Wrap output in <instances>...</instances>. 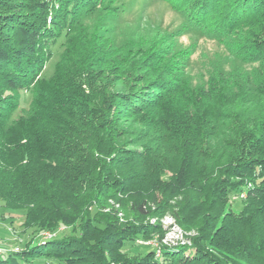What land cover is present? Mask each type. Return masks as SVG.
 Listing matches in <instances>:
<instances>
[{
	"label": "trees",
	"instance_id": "1",
	"mask_svg": "<svg viewBox=\"0 0 264 264\" xmlns=\"http://www.w3.org/2000/svg\"><path fill=\"white\" fill-rule=\"evenodd\" d=\"M161 1L255 66L191 86L171 46L132 52L88 31L120 0H0V201L24 230L70 229L0 264H264V0ZM167 215L189 246L161 244Z\"/></svg>",
	"mask_w": 264,
	"mask_h": 264
},
{
	"label": "rangeland",
	"instance_id": "2",
	"mask_svg": "<svg viewBox=\"0 0 264 264\" xmlns=\"http://www.w3.org/2000/svg\"><path fill=\"white\" fill-rule=\"evenodd\" d=\"M120 3L123 4V12H120L115 19L100 13L85 21L84 24L88 31L100 30L104 38L114 45L136 47L130 49L132 52L147 49L151 45L155 48L171 46L172 54L182 55L184 74L188 77L191 86L206 83L209 75L213 72L229 73L237 69L250 71L255 66L243 63L239 57L228 53L222 43L208 40L196 30L186 28L181 30L182 18L161 0H120ZM62 43L63 40L59 39L50 46L51 57L43 70V78L49 79L53 76L62 52ZM28 104L29 95L23 94L21 106L27 108ZM167 178V174L160 176L161 180H167ZM243 196L244 194L241 192L229 194L227 199L229 209L239 212L242 209L241 199ZM23 221L24 213L22 211L6 210L0 201L1 250L20 252L25 250L26 244L36 242L44 244L45 240L61 238L70 233V229L62 227L54 232H39L36 229L24 230L22 228ZM150 222L154 223V220L151 219ZM161 226L163 230L161 244L171 248L189 246V242L185 238L192 236L193 233L185 232L179 228L169 215L163 217ZM154 239H157V235L154 236ZM145 244L157 248L156 241L150 240ZM189 252L192 250L190 249ZM25 264L59 263L40 257Z\"/></svg>",
	"mask_w": 264,
	"mask_h": 264
},
{
	"label": "built area",
	"instance_id": "3",
	"mask_svg": "<svg viewBox=\"0 0 264 264\" xmlns=\"http://www.w3.org/2000/svg\"><path fill=\"white\" fill-rule=\"evenodd\" d=\"M0 252H1V249H0Z\"/></svg>",
	"mask_w": 264,
	"mask_h": 264
}]
</instances>
